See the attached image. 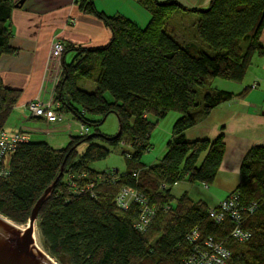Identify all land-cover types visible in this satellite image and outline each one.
<instances>
[{"label":"trees","instance_id":"16d2710c","mask_svg":"<svg viewBox=\"0 0 264 264\" xmlns=\"http://www.w3.org/2000/svg\"><path fill=\"white\" fill-rule=\"evenodd\" d=\"M141 3L152 14L145 29L123 16L99 12L93 0L77 2L83 13L103 23L111 40L97 48L65 44L55 101L61 112L86 127L97 128L115 114L119 132L115 137L98 133L71 136L61 150L53 149L47 141L20 142L8 161L9 175L0 177V214L16 224H28L33 208L65 162L63 175L38 216L44 247L60 264H182L192 251L187 237L195 229L200 241L213 237L227 242L233 264H264L263 147L248 153L239 185L231 192L238 196L242 208L256 206L253 213H244L243 229L252 235L245 244L229 239L235 226L229 217L217 224L205 203L195 202L188 193L177 198L171 192L181 181L207 187L215 183L225 153L223 138L189 142L186 132L197 125V112L208 116L222 103L244 95L205 93L204 88L217 79L244 82L255 59L264 55V0H211L207 8H186L176 2L162 6L158 0ZM14 8L12 0H0V59L18 53L10 46ZM177 8L198 17L194 29L199 44H183L167 31L166 23ZM71 53L75 57L67 61ZM81 79L92 81L95 90L81 89ZM20 96L21 91L5 86L0 76V132ZM170 111L180 118L166 153L158 163L147 166L142 159L151 147L152 133ZM151 115L156 117L155 123ZM96 141L113 147L122 141L130 144L133 152L123 153L125 174L91 168L90 164L110 155V150ZM84 173L63 181L69 174ZM162 185L166 188L161 189ZM126 186L147 196L158 208L145 233L135 228L139 216L136 204L128 211L116 205V197Z\"/></svg>","mask_w":264,"mask_h":264},{"label":"crops","instance_id":"0c3cea01","mask_svg":"<svg viewBox=\"0 0 264 264\" xmlns=\"http://www.w3.org/2000/svg\"><path fill=\"white\" fill-rule=\"evenodd\" d=\"M20 1L22 0H12V4ZM23 1V5L14 8L11 17L10 46L17 49L18 53L4 55L0 59V76L5 86L21 91L4 132L8 135L23 134L33 142H45L42 134L34 130L46 124L29 117L25 106L38 98L49 96L54 69L53 65L50 67L48 64L52 43L55 39H61L66 45L76 47H104L109 44L111 34L99 19L79 9L77 4L79 0ZM158 1L176 2L186 8H207L211 2V0ZM93 3L99 12L110 17L123 16L141 29H145L152 19L151 12L142 5L141 0H93ZM197 20L195 14L177 8L169 17L166 29L183 44L191 42L199 44L194 29ZM185 25L190 28H184ZM189 29L193 35L191 33L188 35ZM261 42L264 46V27ZM74 57L75 53L67 55V61L73 60ZM90 82L92 81L81 79L78 86L87 91V87L94 85L95 90V84ZM217 91L244 95L222 103L208 116H202L200 111L197 112V125L186 132L189 142L203 140L214 142L220 137L223 138L225 153L215 183L208 189L199 184L201 188L198 190L194 184L192 185L194 189L185 192L192 200L199 199L197 202H203L209 207H216L238 187L240 169L248 153L255 147L264 148V55L255 59L244 82L234 83L217 79L205 89V93ZM69 117L73 119L68 115V121ZM64 123L58 130L67 126V123ZM70 124L72 128L78 122L73 119ZM46 143L52 147L50 141ZM205 156L206 153L201 156L200 162ZM193 191L201 193L194 199L191 197Z\"/></svg>","mask_w":264,"mask_h":264},{"label":"built area","instance_id":"2783aa9c","mask_svg":"<svg viewBox=\"0 0 264 264\" xmlns=\"http://www.w3.org/2000/svg\"><path fill=\"white\" fill-rule=\"evenodd\" d=\"M64 51V41L55 39L48 56V64L50 67L53 65L54 68L49 96L48 98H38L25 106L29 117L38 119L46 124L44 127L35 128L34 132L39 134H53L58 131V128L55 129L54 127L63 124L67 120V114L60 111L61 106L55 101V89L61 79ZM76 133L80 136L87 135L89 134V128L80 124ZM24 141H28V138L23 134L8 135L4 131L0 132V177L9 175L8 161L16 151L17 145ZM165 188L166 185L161 186V189ZM205 188L207 189L208 187L205 186ZM115 202L118 208L123 211H128L134 204L139 207V216L135 222V228L140 233L147 231L158 212L157 206L152 204L147 196L129 186L121 189ZM255 207L253 205L250 208H242L239 205L238 196L230 193L216 207H210L208 214L217 224L224 222L229 217L235 225L229 239L238 244H245L251 239L252 235L249 231L243 229L245 222L244 213H253ZM187 240L193 247L182 264H233L232 253L224 240H215L213 237H209L204 241H200L198 229L193 230L188 235Z\"/></svg>","mask_w":264,"mask_h":264},{"label":"rangeland","instance_id":"374dc122","mask_svg":"<svg viewBox=\"0 0 264 264\" xmlns=\"http://www.w3.org/2000/svg\"><path fill=\"white\" fill-rule=\"evenodd\" d=\"M184 28H190L187 25L183 26ZM192 34V31L189 29V34ZM54 74V71L52 72ZM220 80V79H219ZM90 84H93L90 82ZM93 86V87H92ZM94 85H91V87H87V91H94L93 90ZM204 89H208L207 87ZM202 94L201 93V99H202ZM106 98L109 101H112V97L110 94H106ZM70 116V115H69ZM180 117V115L177 112L170 111L168 115L166 116L165 119L161 120L158 122L154 132L152 133L151 136V147L149 148V151H147L142 159V162L146 164L147 166L153 165L155 163H158L160 159L165 155L164 151L166 150L167 143L170 141L172 137V132H173V127L174 124L176 123L177 119ZM68 118V115H67ZM74 119V118H73ZM71 117H69L70 121H66V125L64 129L58 130L57 132L50 134V135H41L42 139L44 141H50L52 148L55 150H61L65 149L70 141L71 136H77L78 134L76 133V128H78L80 123L75 124L71 128L70 122L73 120ZM75 120V119H74ZM151 122L155 123L157 121L156 117L151 115L150 116ZM76 121V120H75ZM65 124V123H63ZM59 124L57 128H60L61 125ZM89 128V134L88 135H93V134H100L102 136H107V137H115L118 132H119V120L118 117L115 114H111L105 121V123L97 128L95 127H88ZM71 133V135H70ZM80 136V135H79ZM95 144L103 146L107 149L110 150V155L106 160L95 162L90 164L91 168L93 170H97L99 172H117L119 175H123L126 173L127 169V160L126 157L123 155L124 152L126 153H132L133 150L130 146V144L125 143L124 141L120 142L116 147L111 146L110 144L103 142V141H96ZM85 147H81L80 150H84ZM84 174H69L64 177V182L67 183L68 179L70 178H78L79 176H84ZM197 190L198 188H201L199 184L195 185ZM190 189H194L191 184L188 183V181H181L178 184H175L171 190L172 194L175 197H180L183 195L185 192L190 191ZM200 192L193 191V194L191 197H196L200 195ZM195 199V198H194ZM195 202L199 201L194 200ZM17 226H20L21 228H27V224L25 225H19L16 224ZM23 226V227H22ZM35 240L38 245V247L44 251L47 255H49L57 264H60L59 261L53 257L49 251L44 247V244L41 239L40 235V230H39V222H36L35 225ZM35 243V242H34Z\"/></svg>","mask_w":264,"mask_h":264},{"label":"water","instance_id":"95a60500","mask_svg":"<svg viewBox=\"0 0 264 264\" xmlns=\"http://www.w3.org/2000/svg\"><path fill=\"white\" fill-rule=\"evenodd\" d=\"M23 2L22 0L15 4V8H19L23 5ZM159 5L166 6V3H159ZM64 164L65 162L62 164L61 172L55 182L45 190L43 196L33 208L25 232H19L15 228L17 227L16 223L0 214V264H57L45 252L33 246L32 243L40 209L62 177Z\"/></svg>","mask_w":264,"mask_h":264},{"label":"bare ground","instance_id":"6f19581e","mask_svg":"<svg viewBox=\"0 0 264 264\" xmlns=\"http://www.w3.org/2000/svg\"><path fill=\"white\" fill-rule=\"evenodd\" d=\"M23 227V226H22ZM19 232H25L26 231V228H21L20 226H17V227H15ZM35 242V243H34ZM33 246H35V247H37L38 249H40L39 247H38V245H37V243H36V240H35V237L33 238ZM41 250V249H40ZM44 252V251H43ZM51 260H53L49 255H47ZM53 262H55L54 260H53Z\"/></svg>","mask_w":264,"mask_h":264}]
</instances>
